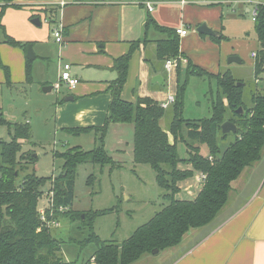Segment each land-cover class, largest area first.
I'll return each mask as SVG.
<instances>
[{
	"label": "trees",
	"instance_id": "16d2710c",
	"mask_svg": "<svg viewBox=\"0 0 264 264\" xmlns=\"http://www.w3.org/2000/svg\"><path fill=\"white\" fill-rule=\"evenodd\" d=\"M11 2L3 0L0 20L7 6H17ZM50 20L51 16L48 22H52ZM149 25L166 35V38L155 41V61L164 62L181 56L175 29L158 26L151 17L147 18L145 29ZM253 29L259 43L254 59L257 75L264 71V0L257 6ZM0 31L5 35V42L27 49L29 43H21L6 35L1 22ZM223 38L218 35L212 40L217 43ZM139 42L132 43L126 54L114 60L116 77L108 86L110 102L104 123L71 131L79 134L94 130L103 135L110 124H132L133 160L148 164L154 170L157 185L166 191L163 197L167 203L120 245L101 241L91 233L85 242L94 241L97 248L83 264H131L153 250L162 251L178 245L189 229L204 226L217 216L227 202L230 182L238 177L243 168L260 158L264 145V91L251 90L248 101H245L243 83L237 85V79L228 70L212 74L187 61L185 78L197 76L214 79L216 94L211 102L210 117L185 120L178 117L186 82V79L180 80L179 65L176 68L175 113L168 130L160 126L165 109L157 101L148 96H136L134 102L124 100L121 91L127 78L129 60ZM5 74L8 77L7 70ZM25 74L26 83H30L31 60L26 62ZM239 107L241 113H237ZM226 120L234 123L237 130L233 140L221 147L220 141L231 134L221 132L220 126ZM182 124L186 128L187 139L204 144L207 155L200 154L198 146L186 143L187 157H178L176 140L180 138L185 141L181 133ZM0 125L11 130V140H0V264H71L59 255L62 241L51 234L46 221L66 214L73 219L70 206L78 163L91 161L103 164L108 163L110 158L102 148L91 151H81L77 146L68 148L59 154L64 158L61 174L54 178L39 177L33 170L36 161L33 150L22 151L21 147L23 141L31 139L28 123H9L0 112ZM169 133L173 142L169 141ZM180 164L190 165V168H181ZM196 172L206 174L196 196L190 199L175 198L180 191L179 182ZM49 192H52V203L45 209L46 219L42 220L39 204ZM59 207L65 209L59 211ZM78 217L81 218L80 215Z\"/></svg>",
	"mask_w": 264,
	"mask_h": 264
},
{
	"label": "crops",
	"instance_id": "0c3cea01",
	"mask_svg": "<svg viewBox=\"0 0 264 264\" xmlns=\"http://www.w3.org/2000/svg\"><path fill=\"white\" fill-rule=\"evenodd\" d=\"M145 2L153 4L152 12H147ZM11 3L17 6L5 8L0 20L2 27L14 40L32 44L35 58L31 60L32 81L26 83L27 49L8 44L0 31V105L4 93L10 99V93L17 86L25 88L36 81L43 86H52L42 73L52 71L47 72L44 63L55 57L53 46L46 49L48 41L53 39L54 47L59 49L57 59L51 62L56 66L57 82L65 63L70 64L69 71L78 80L72 89L61 83L66 92L55 103L56 129L68 133H73L71 129L104 123L110 102L108 86L116 77L114 60L126 54L131 44L138 40L127 74L142 73V78L152 86L137 94L133 90L132 94L135 98L148 96L158 103L167 97L158 98L163 85L151 81L154 75H161L164 85L169 79L164 62L154 58L155 41L166 35L153 25L145 29L148 17L158 26L186 30L185 35L178 36L180 57L186 63L189 61L212 74L223 69L219 48L226 40L222 33V7L232 4L230 0H12ZM2 4L3 0H0V7ZM242 8L249 12L247 6ZM50 16L52 22H48ZM36 17L40 19V25L32 23ZM202 23L211 28L215 36L224 38L216 43L212 40L215 36L198 33L196 28ZM54 27L61 28L62 43L55 41ZM186 63L180 65L181 71ZM84 73H98V78L83 80ZM174 86L176 88V81ZM121 97L131 101L124 98L122 91ZM159 123L161 125V120ZM197 173L192 176L195 180ZM197 184L198 187L195 183L185 185L190 192H186L187 199L194 198L201 189V184ZM191 185L196 189L192 191ZM179 187L180 194L182 186L179 184ZM156 254H150L152 257L146 254L131 264H264V145L260 158L243 168L230 182L227 202L217 216L204 226L189 229L178 245Z\"/></svg>",
	"mask_w": 264,
	"mask_h": 264
},
{
	"label": "rangeland",
	"instance_id": "374dc122",
	"mask_svg": "<svg viewBox=\"0 0 264 264\" xmlns=\"http://www.w3.org/2000/svg\"><path fill=\"white\" fill-rule=\"evenodd\" d=\"M244 9L238 3L222 7L224 26L222 33L226 40L219 46L223 68L220 72L228 70L238 83H243V99L248 101L251 90L264 91V71L257 75L254 71V59L250 54L258 51L259 43L253 29L251 15ZM54 44L53 39H50L46 49L50 50L49 48L53 46L55 57L51 58L49 63L47 60L44 63L45 70L50 72L52 69V71L42 73L48 78L53 89L44 93V86L39 81L32 86H24L25 88L17 86L10 93V99L7 97L8 94L4 93L0 112L3 119L12 124L29 121L31 139L23 141L21 147L22 151L33 150V155L36 156L33 170L39 177L59 176L64 164V158L59 154L66 152L68 148L77 146L81 151L102 148L106 156L110 158L108 163L103 164L91 161L78 163L70 206V215H73V219L67 214L61 215L56 219L57 226L50 227L51 234L62 241L59 255L71 264H83L97 248L96 242H85L91 233H94L101 241L122 244L167 203L163 197L166 191L157 185L155 172L148 164L134 162L132 124H110L103 135L99 132L95 133L94 130L74 134L60 128L56 129L55 103L57 99H62V94L66 90L62 86L59 87L58 93L55 90L58 73L56 66L51 62L57 59L59 49L57 46L54 47ZM29 45L34 53L32 44ZM230 56H238L242 63L227 64ZM67 62L70 61L67 60ZM175 73L176 68L167 71L169 79L158 91L161 92L158 98L171 95L176 100L174 81L177 74ZM184 73L183 70L180 75L181 82L185 79L186 82L178 117L185 120L210 117L211 102L216 94L215 80L197 76L185 78ZM84 74L83 80L92 81L98 78V73ZM151 86L147 79L142 78V73H128L122 95L134 101L133 90L134 94H137L148 91ZM167 97L160 102L165 101ZM174 102L165 109L161 119L160 126L166 130L175 113ZM181 133L186 142L180 138L176 140L178 157H187L186 143L198 146L200 154L207 155L208 151L204 144L187 139L183 124ZM168 138L170 142H173L170 133ZM233 138L234 133L229 134L220 146L224 147ZM0 140H11V130L9 131L5 125H0ZM180 167L187 168V165L180 164ZM197 182L194 177L179 182L182 190L180 194L175 195V198H187L186 194L190 192L186 188L188 185L186 187L185 185L195 183L198 187ZM190 188L192 191L196 189L194 185ZM49 198V193H46V196L42 197L39 208L47 206L46 201ZM83 215H85L84 218H82Z\"/></svg>",
	"mask_w": 264,
	"mask_h": 264
},
{
	"label": "built area",
	"instance_id": "2783aa9c",
	"mask_svg": "<svg viewBox=\"0 0 264 264\" xmlns=\"http://www.w3.org/2000/svg\"><path fill=\"white\" fill-rule=\"evenodd\" d=\"M231 3H238L241 6H249L248 7V11L251 15V20L254 21L256 14H257V6L262 2V0H230ZM145 8L147 10V12H152L154 7L153 4L151 2H145ZM175 33L178 36H183L186 34V30L185 29H181V28H177L175 29ZM52 35L55 39V41L57 43H62L63 38H62V30L60 27H54L52 29ZM257 53L256 52H252L251 53V57L253 59H255ZM183 63H186V60L182 57H178V58H169L167 60L164 61V67L167 71H170L173 68H177L178 65H181ZM70 65L68 63H65L62 66V70L60 72L59 75V80L56 84V88L55 90L57 91L60 87L61 83H64L67 87L69 88H74L76 86V84L78 83V80L75 77H72L71 73H70ZM175 101L173 96H168L167 99L165 101L160 102V106L164 109H166L170 104H172ZM209 159L211 160V157H209ZM206 179V174L205 173H201L198 172L196 175V180L198 181V183L202 184L204 183ZM50 198L49 200L47 199L46 204L47 206H44L43 208H40V213H41V219L45 220V209L49 208L51 206L52 203V192H49ZM48 198V197H47ZM65 208L63 207H59L58 210L59 211H63ZM52 211V210H50ZM46 224L48 227H52V226H57L58 222L56 219L53 220H47Z\"/></svg>",
	"mask_w": 264,
	"mask_h": 264
},
{
	"label": "water",
	"instance_id": "95a60500",
	"mask_svg": "<svg viewBox=\"0 0 264 264\" xmlns=\"http://www.w3.org/2000/svg\"><path fill=\"white\" fill-rule=\"evenodd\" d=\"M32 23L35 24V25H40V19L38 17L36 18H33L32 20ZM196 31L200 34H204V35H208V36H215V32L209 28L205 23H202L200 24L197 28H196ZM26 58L28 60H33L35 58V55L32 51V47L31 45H28L27 46V51H26ZM227 63L230 64V63H238L240 64L241 63V59L238 57V56H230L228 57V60H227ZM152 82H156L160 85H164V80L162 78L161 75H154L152 77ZM241 83H237V85H240ZM52 86H44L43 87V91L44 92H50L52 90ZM70 99H72V97H70ZM242 112V109L239 107L237 109V113H241ZM220 129H221V132L223 134H228V133H235L236 130H237V127L234 123H232L231 121H224L221 126H220ZM158 252V250H153L152 251V254H156Z\"/></svg>",
	"mask_w": 264,
	"mask_h": 264
}]
</instances>
